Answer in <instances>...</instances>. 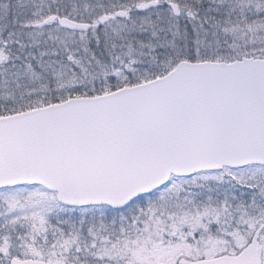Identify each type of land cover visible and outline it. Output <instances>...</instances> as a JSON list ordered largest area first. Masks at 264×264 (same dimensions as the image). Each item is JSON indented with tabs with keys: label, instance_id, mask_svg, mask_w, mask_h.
<instances>
[{
	"label": "snow or ice",
	"instance_id": "snow-or-ice-1",
	"mask_svg": "<svg viewBox=\"0 0 264 264\" xmlns=\"http://www.w3.org/2000/svg\"><path fill=\"white\" fill-rule=\"evenodd\" d=\"M0 264H264V0H0Z\"/></svg>",
	"mask_w": 264,
	"mask_h": 264
}]
</instances>
